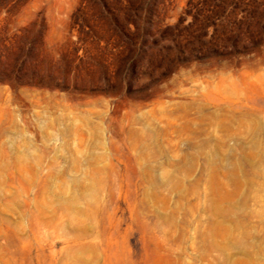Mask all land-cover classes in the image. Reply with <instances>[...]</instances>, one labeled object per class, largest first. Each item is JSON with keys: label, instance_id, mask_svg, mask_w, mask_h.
I'll list each match as a JSON object with an SVG mask.
<instances>
[{"label": "rangeland", "instance_id": "374dc122", "mask_svg": "<svg viewBox=\"0 0 264 264\" xmlns=\"http://www.w3.org/2000/svg\"><path fill=\"white\" fill-rule=\"evenodd\" d=\"M130 1L0 0V264H264V0Z\"/></svg>", "mask_w": 264, "mask_h": 264}, {"label": "trees", "instance_id": "16d2710c", "mask_svg": "<svg viewBox=\"0 0 264 264\" xmlns=\"http://www.w3.org/2000/svg\"><path fill=\"white\" fill-rule=\"evenodd\" d=\"M115 1L119 3H126L129 10L134 12L135 7H133L134 5L131 3L130 0H115ZM193 1L194 0H190L187 3V6L191 7V6L199 5L200 8H198L199 12L197 13L198 19L195 20H196V24L197 22L198 23L201 22L203 26L206 23V21H209L211 18L215 17L218 13H220L222 8L225 7L228 2V0H197V2H195L194 4ZM117 11L118 14H121V9H117ZM137 11H139V9H137ZM118 28L119 31L123 33V28L121 26H119Z\"/></svg>", "mask_w": 264, "mask_h": 264}]
</instances>
